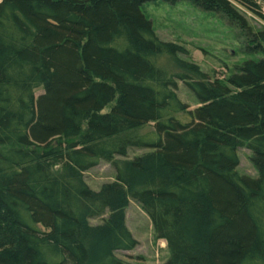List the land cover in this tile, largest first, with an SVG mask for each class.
Returning <instances> with one entry per match:
<instances>
[{
    "label": "trees",
    "instance_id": "16d2710c",
    "mask_svg": "<svg viewBox=\"0 0 264 264\" xmlns=\"http://www.w3.org/2000/svg\"><path fill=\"white\" fill-rule=\"evenodd\" d=\"M0 1V264H130L117 253L138 246L131 200L166 242L165 264H264V59L213 81L179 61L184 50L142 10L189 2L264 55V28L246 15L264 21V0ZM159 57L182 73L168 75ZM149 124L155 132L139 135ZM243 148L257 178L237 171ZM131 149L152 151L116 160ZM102 162L116 182L96 192L85 174Z\"/></svg>",
    "mask_w": 264,
    "mask_h": 264
},
{
    "label": "rangeland",
    "instance_id": "374dc122",
    "mask_svg": "<svg viewBox=\"0 0 264 264\" xmlns=\"http://www.w3.org/2000/svg\"><path fill=\"white\" fill-rule=\"evenodd\" d=\"M143 13L152 22L158 38L166 43L181 47L177 57L179 61L198 66L211 80L226 82L236 73V67L242 66L248 60L264 59V55L254 54L248 50V44L241 32L226 19L214 12L203 11L189 2L169 4L163 1L147 3ZM261 13L264 15V6ZM253 30L264 28V21L246 13ZM156 64L168 75L182 73L181 68L167 57H159ZM43 94L40 89L36 97ZM177 95L189 111H195L199 105L195 95L186 85L177 81ZM111 107L107 108L108 112ZM180 118L186 120L185 114ZM155 132L154 124H149L139 131V135L148 136ZM158 139L153 135L148 138L152 143ZM152 149H131L127 157H117V161H132L150 153ZM240 176L257 178L258 172L252 163V154L246 149L238 151ZM116 170L112 163L102 162L99 166L85 174L87 185L94 191H99L104 185L116 182ZM126 226L138 246L133 251L118 252L119 259L130 264H165L170 258L166 242L159 240L150 218L141 207L133 202L126 210ZM100 219L91 220L93 226L99 225Z\"/></svg>",
    "mask_w": 264,
    "mask_h": 264
},
{
    "label": "water",
    "instance_id": "95a60500",
    "mask_svg": "<svg viewBox=\"0 0 264 264\" xmlns=\"http://www.w3.org/2000/svg\"><path fill=\"white\" fill-rule=\"evenodd\" d=\"M1 2V1H0Z\"/></svg>",
    "mask_w": 264,
    "mask_h": 264
}]
</instances>
